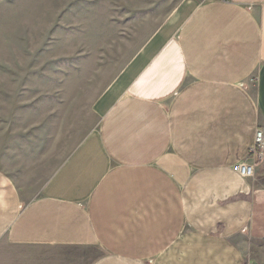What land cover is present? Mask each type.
I'll return each instance as SVG.
<instances>
[{
  "label": "crops",
  "instance_id": "crops-1",
  "mask_svg": "<svg viewBox=\"0 0 264 264\" xmlns=\"http://www.w3.org/2000/svg\"><path fill=\"white\" fill-rule=\"evenodd\" d=\"M98 1L97 124L23 185L0 170V264H264V160L234 170L264 128V0Z\"/></svg>",
  "mask_w": 264,
  "mask_h": 264
},
{
  "label": "rangeland",
  "instance_id": "rangeland-1",
  "mask_svg": "<svg viewBox=\"0 0 264 264\" xmlns=\"http://www.w3.org/2000/svg\"><path fill=\"white\" fill-rule=\"evenodd\" d=\"M100 5L0 0V170L20 185L97 124L92 105L109 79L94 71L101 48L85 18Z\"/></svg>",
  "mask_w": 264,
  "mask_h": 264
},
{
  "label": "built area",
  "instance_id": "built-area-1",
  "mask_svg": "<svg viewBox=\"0 0 264 264\" xmlns=\"http://www.w3.org/2000/svg\"><path fill=\"white\" fill-rule=\"evenodd\" d=\"M264 160V129L259 128L255 132L253 145L249 153V157L236 164L234 170L243 178L253 179L257 168Z\"/></svg>",
  "mask_w": 264,
  "mask_h": 264
}]
</instances>
